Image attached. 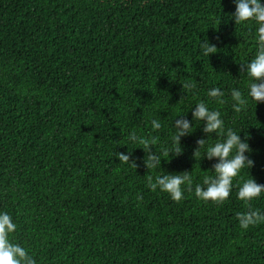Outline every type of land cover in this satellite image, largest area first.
<instances>
[{
	"label": "trees",
	"instance_id": "1",
	"mask_svg": "<svg viewBox=\"0 0 264 264\" xmlns=\"http://www.w3.org/2000/svg\"><path fill=\"white\" fill-rule=\"evenodd\" d=\"M234 11V0H0V212L36 264H264V222L242 229L236 216L264 212V194L237 197L251 176L264 185V102L232 107L256 52L254 26H236ZM202 100L250 147L253 166L224 202L194 193L216 163L204 148L194 157L203 124L172 155V120ZM133 133L162 169L146 168ZM185 171L193 183L179 202L148 187Z\"/></svg>",
	"mask_w": 264,
	"mask_h": 264
},
{
	"label": "clouds",
	"instance_id": "2",
	"mask_svg": "<svg viewBox=\"0 0 264 264\" xmlns=\"http://www.w3.org/2000/svg\"><path fill=\"white\" fill-rule=\"evenodd\" d=\"M235 11L228 14L227 19L235 25H251L255 30L256 52L252 59L242 63L241 72L247 77L250 83L247 84L245 93L239 87L233 88L230 92L232 107L235 112H240L247 105L248 101L256 106L259 102H264V3L262 0H234ZM222 19V18H221ZM217 47L207 39L201 41L200 50L209 57L216 53ZM189 88L194 87L192 85ZM209 98H213L223 103L224 92L213 87L207 92ZM191 112V120L186 117ZM179 117V118H177ZM194 122L199 126L203 124L202 131L207 139L197 141L198 148L194 153L196 156L199 149L204 148L203 156L208 160H216L211 171L214 176L205 178L202 185L194 188L195 196L203 201L224 202L230 196L233 187V179L240 172L253 166V161L246 155L250 151L247 139L241 138L240 132L225 127V122L221 118V113L209 108L205 101H200L190 107L185 114L177 115L171 122L173 129V144L178 145L177 150L172 155H179L182 152L180 145L181 138L192 134ZM151 127L159 130L162 127L158 119L151 121ZM212 134H215L217 142L207 144ZM130 142L143 145V150L147 153L144 164L147 169L161 168V156L156 151H152V146L148 140L138 137L135 133L129 137ZM135 149V148H134ZM130 153L115 152L114 156L119 162H129ZM133 164V163H132ZM191 173V172H190ZM190 173H166L152 178H148V187L166 193L173 201L179 202L183 199L184 188L191 189L193 183ZM251 176V175H250ZM264 194V185L258 184L251 176L242 183L237 192V197L245 204L261 198ZM237 220L242 229L264 222V212L249 209L244 213H237ZM17 225L7 212H0V264H36L35 259L28 253L26 248L20 244H14L9 240V235L14 233Z\"/></svg>",
	"mask_w": 264,
	"mask_h": 264
}]
</instances>
